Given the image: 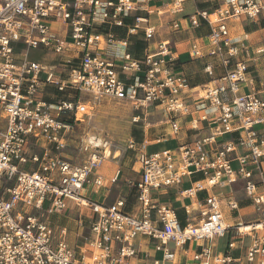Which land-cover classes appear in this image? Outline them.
Here are the masks:
<instances>
[{"label":"built area","instance_id":"1","mask_svg":"<svg viewBox=\"0 0 264 264\" xmlns=\"http://www.w3.org/2000/svg\"><path fill=\"white\" fill-rule=\"evenodd\" d=\"M144 0H0V113L6 121L0 129V264H126L136 253L133 239L137 235L156 240L155 249L162 251L164 260H172V243L180 247L186 242L204 240L209 244L193 254L198 264H229L233 259L227 253H213L211 240L223 237L228 230L220 211L217 195L209 194L201 219L197 225H180L175 210L152 198L151 190L180 184L181 178L201 172L203 181H194L181 191L193 197L197 191L218 183L244 181V191L257 206L264 203V192L257 193L253 175L260 176L264 187V90L258 92L246 77L247 64L236 60L229 64L245 48L230 36L226 20L245 16L254 19L264 16V0H222L223 5L212 11L199 10L189 16L192 26H197V15L210 27L206 55L217 57L225 68L224 74L214 85H205L199 91L201 103L195 111L202 112L200 119L212 114L221 133L238 132L236 137L217 145L216 136L210 135L194 142L180 143L175 149L147 152V141L139 145L129 139L126 149L136 152L138 179L130 182L135 191L134 213L124 210V201L103 205L82 196V188L88 176L96 170L105 157L108 141L96 143V137L80 140V148L89 150V158L82 164H73L48 150L27 156L26 146L30 137L44 140L55 150L66 146V135L71 128L70 118L89 115L92 104L83 102L80 96L46 102L39 96L41 84L53 86L58 92L85 93L95 98L124 100L134 110H144L158 105L163 113L185 115L187 105L180 94L188 88L184 74L171 73L163 52L166 44L157 45L158 53H146L137 59L124 50L119 54V70L115 62L97 49L101 42H116L122 48L127 41L115 40L108 29L125 28L127 34L142 29L145 39L152 38L154 28L141 26L147 20L134 16L130 26L125 18ZM183 0H174L179 5ZM53 24L65 25L67 33L55 32ZM178 27L177 23L173 24ZM25 47L23 53L14 51V44ZM48 48L54 53L66 55L62 61L66 76H57L51 68L30 61V48ZM259 48L257 53L263 52ZM191 56L204 55L194 46ZM204 71L212 75V65ZM65 75L64 71L59 72ZM44 74V78L41 75ZM247 83L249 91H240V84ZM140 120L139 115L132 118ZM193 122H196L195 120ZM171 132L176 134L179 125L173 118ZM238 150H241L240 152ZM38 164L36 171L22 166L28 160ZM233 162L237 166L232 165ZM57 174V180L52 177ZM95 184H101L96 176ZM87 207L92 214L91 239L81 258L74 256L66 241L54 240L48 223L34 210L43 214L60 213L65 201ZM231 208L236 204L229 202ZM188 212V211H186ZM262 220L240 230L251 236L246 252L250 264H264V208ZM229 242L227 248H232ZM153 264H158L154 261Z\"/></svg>","mask_w":264,"mask_h":264},{"label":"crops","instance_id":"2","mask_svg":"<svg viewBox=\"0 0 264 264\" xmlns=\"http://www.w3.org/2000/svg\"><path fill=\"white\" fill-rule=\"evenodd\" d=\"M173 1L144 0L139 3L137 10L131 12L125 18L126 26L132 25L134 16L146 18L147 22L142 23L141 26L148 25L154 28L152 38L145 39L142 29H139L135 34H127L125 28L112 26L108 30L114 34L115 40L125 39L127 41V47L122 48L116 42L108 43L103 41L97 49V52L113 60L119 70L121 61L117 56L122 51L126 50L133 57L140 59L146 53L157 54V45L164 42L166 44V50L163 52V55L167 60V65L171 73L184 74L187 78L188 88L180 94L182 101L188 107L187 114L183 116L179 114L166 115L158 105L154 104L149 105L144 110H133V116L139 115V121L142 124H145L147 120L152 121V123H147V125H151L149 131L142 130L138 134V138H129L133 139L138 145L143 140H146L148 142L146 147L147 152H152L149 151V148L155 146L163 147L153 151L175 149L180 143L194 142L210 135L216 136L218 145L222 141L238 135L236 131L227 134L221 133L212 114H207L205 119H200L199 117L202 112L194 110L195 105L202 102L199 98L200 89L205 85L216 84L218 78L224 74L225 68L221 65L217 57L205 54L207 51L208 34L210 32L209 25L197 15V26H192L189 21V16L196 14L199 10L212 11L223 5V2L222 0H183L179 5H174ZM174 23H177L178 27H174ZM54 25H57L58 32H62V34L64 32L65 34L67 33V27L65 25L53 24L52 28H56ZM226 25L228 26L233 41L237 44L242 43L245 48V51L244 49L241 50L237 56L232 58L229 67L236 60H244L247 64L246 77L251 81L253 89L261 92L264 90V51L257 53V50L259 48L264 49V16L260 14L254 19H249L245 16L228 19L226 20ZM18 45L24 46L21 43H16L14 47ZM194 46L200 47L204 55L201 57L191 56L190 52ZM23 52H20V54ZM16 53L19 54L18 52ZM55 54L52 53V55ZM67 54L77 58L74 52H66L63 56L58 54L61 55L58 59L47 55L46 63H39L46 65L56 72L57 76L64 78L67 69H63L61 63ZM207 63L212 65L211 76L204 71V66ZM60 71H64L65 75H61L59 73ZM44 76V74L41 75L42 78ZM249 89L250 87L247 83L240 84V91L247 92ZM55 92L58 91L53 86L46 84L40 85L39 96L46 102H56L58 99H72L74 97V94L69 93L68 90L58 92L62 93L63 97L58 96ZM76 96H78L77 93ZM0 118L3 119L1 113ZM173 118L179 125V130L176 134L171 132L169 123ZM69 120L71 122V128L66 135V146L63 149L57 151L41 138L35 139L30 137L26 146L27 156L41 154L43 151L48 150L52 155H59L73 164H82L85 162L90 156L89 150H86L89 152L88 158L79 163L71 161L69 157L63 154V151L71 145L70 136L77 118L73 120L71 117ZM194 120L196 122H193ZM78 149L83 151L80 146ZM127 150L130 156L121 165L105 157L101 160L99 168H96L88 176V182L82 188L81 193L84 198L103 205H110L118 200H123L124 210L128 213L135 212V191L130 182L137 180L139 175L136 152ZM238 151L240 152L241 150ZM111 159H113L112 156ZM232 165L236 167L237 163L233 162ZM22 167L28 171H36L38 164L33 163L29 159ZM96 176L101 177L100 185L93 182ZM52 177L55 181L57 180V174H53ZM184 178H186L185 181ZM253 178L257 183V193L262 194L264 187L260 183V176L254 172ZM203 180V174L201 172H195L190 176L182 177L178 185L152 189L151 195L155 201L172 207L182 226L187 223L197 225L201 219V211L205 207L206 197L209 194L217 195L220 201V211L223 221L229 228L223 236H227V243L224 250L218 249L219 246L217 241H214V238L211 240V250L213 253H227L233 259L229 264H250L246 261V252L252 238L245 232H239L237 228L241 230L244 225L261 221L260 210L264 208V203L258 206L254 204L253 200L244 191V181L242 179H238L233 183L222 182L213 186H206L203 190L197 191L193 197H188L181 193L192 182ZM216 186L227 189L217 191L215 190ZM0 193L4 197L7 196L4 189H0ZM229 202L235 203L236 207L231 208ZM47 206L48 202H44L42 209L38 211L34 210V212L39 214V216L42 215L41 218L48 223L53 239L57 240L62 237L67 245L74 250V256L80 259L82 251L88 249L87 240H90L92 237L90 233V224L92 222L91 211L87 207H82L76 205L71 200H66L65 208L62 212L43 214ZM54 215H57L58 219H61L60 226H54V223L51 221ZM229 242L233 243L232 248H227ZM155 244L156 240L137 235L132 243L136 253L127 260L126 264H153L154 261H157L158 264H198L193 260V254L200 251L209 242L204 240L190 241L180 247H175L172 243H169L167 247L174 253L172 260H164L162 251L156 250Z\"/></svg>","mask_w":264,"mask_h":264},{"label":"rangeland","instance_id":"3","mask_svg":"<svg viewBox=\"0 0 264 264\" xmlns=\"http://www.w3.org/2000/svg\"><path fill=\"white\" fill-rule=\"evenodd\" d=\"M57 25H54L56 27ZM53 31H57L56 28H52ZM15 52L25 51L24 46H16L14 48ZM48 53V54H47ZM54 53L51 50H48L43 47L30 48L27 51V58L29 60L44 62L46 63V57L51 56L58 59V54L52 55ZM58 96L63 97L62 93L55 92ZM80 96L83 102H88L92 104V109L90 110L89 115H78L76 123L72 129L70 136V146L63 151L71 161L75 163L82 162L88 158V151H80L78 148L80 146V140L87 137L101 138L102 140L108 141L110 144L112 153L118 151L115 154V158L111 161H116L121 165L122 162H126L128 156H130L129 151L126 149V142L129 138H138V134L142 130L149 131L151 125L147 123H152L151 120H147L145 124H142L141 121L133 122V108L129 102L124 100H110L106 98H95L90 94L77 93ZM76 97V93L74 94ZM157 120V119H156ZM6 121L0 118V129H4ZM143 128V129H142ZM163 146L150 147L149 151L159 149ZM33 149V148H32ZM31 149V150H32ZM111 156V155H110ZM100 165V163H99ZM99 165L97 168H99ZM186 178H184L185 181ZM227 188H222L216 186L215 190H226ZM51 221L54 223V226L61 225V219H58L57 215L52 216ZM214 241H217L218 249L224 250L227 243V236L214 238Z\"/></svg>","mask_w":264,"mask_h":264},{"label":"bare ground","instance_id":"4","mask_svg":"<svg viewBox=\"0 0 264 264\" xmlns=\"http://www.w3.org/2000/svg\"><path fill=\"white\" fill-rule=\"evenodd\" d=\"M90 139H92V137H90ZM96 143H99V142H101L102 141V139L101 138H97L96 140ZM116 152H118V151H114L113 153H112V150H111V147L110 146H107L106 147V149H105V158H109V157H113V158H115L117 155L115 154ZM111 155V156H110ZM245 226V227H244ZM243 226V228H241V230H245V229H248V226L247 225H244Z\"/></svg>","mask_w":264,"mask_h":264}]
</instances>
